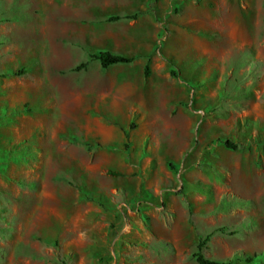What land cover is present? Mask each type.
<instances>
[{"label": "rangeland", "instance_id": "1", "mask_svg": "<svg viewBox=\"0 0 264 264\" xmlns=\"http://www.w3.org/2000/svg\"><path fill=\"white\" fill-rule=\"evenodd\" d=\"M94 8L138 13L132 64L90 60L124 31L78 37ZM93 118L114 157L62 145ZM198 243L264 264V0H0V264H196Z\"/></svg>", "mask_w": 264, "mask_h": 264}, {"label": "crops", "instance_id": "2", "mask_svg": "<svg viewBox=\"0 0 264 264\" xmlns=\"http://www.w3.org/2000/svg\"><path fill=\"white\" fill-rule=\"evenodd\" d=\"M80 9L78 10H75L76 12L78 11L79 12ZM95 10H100V8H94L93 10H91L90 12H88L87 14L88 17L86 18V14L83 13L85 15V18H78V19H73L69 24H70V29L71 30H74L76 34H78L77 36L79 37H85L86 40H89V39H92V30H95V28L97 29L98 26L101 25V20H105L106 25H109V26H112V27H118V28H122L124 31L123 33H116V32H113L112 34H110L111 36H109V33L106 34L104 32V34L102 33H98L96 32V35L99 36L101 38H99V42H97V45L98 47H102V48H107L109 45L114 47L115 50H111V53L113 54H120V55H125V56H129V57H132L131 55H127V53L125 52L124 48L126 46H129L130 42H127L129 40L132 39V37L130 38L127 34H125V31L127 30V28L129 27H132L134 24H135V18L136 16L138 15V13H121L120 15H117V14H113V15H108V16H105V17H101L104 13L103 11H101L100 14H98V19H95L93 17V13ZM77 14V13H76ZM136 14V16H135ZM131 15H134V17H129ZM110 16H118V19L116 20H108V18ZM77 20H81V22H77ZM93 21L95 20L93 23H90V21ZM76 22V23H75ZM91 24H94V25H91ZM106 30V29H105ZM85 32H88L86 34H84ZM111 33V32H110ZM75 34V35H76ZM85 40V39H84ZM132 43V42H131ZM85 47H87L86 45H84ZM89 46V45H88ZM134 59V58H133ZM133 61L129 62V63H116V64H112V65H109L108 67L106 68H119V69H123L126 67V65H130L132 64ZM106 68H103V69H106ZM137 68V67H136ZM138 79V76L136 77ZM135 84H136V90H137V94H138V91H139V82L138 80L135 81ZM116 92L115 94H117V96L121 95V99L125 100L122 96L125 94V92L128 90V86H125L124 83H122L121 86H117L116 87ZM93 92L96 94V95H107L108 94V90L106 88H94ZM106 99V97H105ZM91 118V117H90ZM92 119V118H91ZM94 120H92V122L88 119H86L84 121V125H88L90 122H91V128L88 127V133L90 130L92 129H97V132L99 133V135L97 136H92L94 138H97L95 140H91V139H87V137H80V139L75 142V141H72L71 143H69L68 141L66 140H62L63 144L62 145H66L68 147H73V149H83L84 153H88V154H96V155H100L101 157L103 158H110V157H114V155H110L109 153H104V151H98V150H94L92 151L94 148L92 147H89L87 144H89L90 142L92 143H97L98 146L100 147L103 143H108L109 141L111 140H114L113 139V133H119V129L114 125V124H110V123H105V122H102L100 123L101 121L100 118H93ZM86 123V124H85ZM95 126V127H93ZM93 127V128H92ZM86 132H83V134H85ZM52 145V144H50ZM48 143L45 144V146L47 147V153L46 156H50V152H53L54 151V148L52 146H50ZM79 147V148H78ZM43 148L45 149L44 145H43ZM58 149V148H57ZM56 150V149H55Z\"/></svg>", "mask_w": 264, "mask_h": 264}, {"label": "trees", "instance_id": "3", "mask_svg": "<svg viewBox=\"0 0 264 264\" xmlns=\"http://www.w3.org/2000/svg\"><path fill=\"white\" fill-rule=\"evenodd\" d=\"M135 16H136V14H135ZM129 17H134V15H131ZM116 19H118V16H110L108 18V20H116ZM89 58H90V60L97 61L101 68H106L109 65L116 64V63H129L133 60V57L120 55V54H113L107 50L92 53L89 55ZM87 63H88L87 61L80 62L79 64H77L74 67V70H80L82 68H85ZM148 69H149L148 64L145 63L143 66V75L145 78L148 76V72H149ZM22 73H24V70H18L16 75H20ZM171 74H173V71H171ZM87 145L89 146V144H87ZM225 145L228 147H234V145L229 141H225ZM107 172L110 174H113V175L117 174L114 171H107ZM202 246H203L202 243H198L197 250L193 253V257H194L196 264H228L229 263V260L217 261V260H212V259L206 258L201 252ZM243 260L245 262H249V261H252L253 258L246 257Z\"/></svg>", "mask_w": 264, "mask_h": 264}, {"label": "clouds", "instance_id": "4", "mask_svg": "<svg viewBox=\"0 0 264 264\" xmlns=\"http://www.w3.org/2000/svg\"><path fill=\"white\" fill-rule=\"evenodd\" d=\"M80 235H81V236H83V235H84V233H80Z\"/></svg>", "mask_w": 264, "mask_h": 264}]
</instances>
